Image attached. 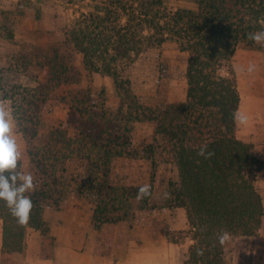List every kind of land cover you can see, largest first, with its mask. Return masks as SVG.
I'll list each match as a JSON object with an SVG mask.
<instances>
[{"label":"trees","instance_id":"obj_1","mask_svg":"<svg viewBox=\"0 0 264 264\" xmlns=\"http://www.w3.org/2000/svg\"><path fill=\"white\" fill-rule=\"evenodd\" d=\"M64 1L73 16L62 41L0 58L38 82L7 88L0 66V96L12 100L36 185L28 193L33 208L25 225L0 200L1 264H16L15 254L25 253L30 227L41 231L44 255L50 256L54 237L44 211L60 208L72 191L95 204L91 224L105 255L119 223L132 226L139 210L177 205L186 209L193 239L184 264H233L235 239L256 236L264 217V197L256 183L264 160L253 143L238 137L232 119L241 104L234 55L240 45L256 44L248 33L264 31V0H191L193 7H176L172 0ZM28 3L34 2L19 0L21 7ZM41 11L37 7V17ZM166 42L189 53L186 99L146 105L134 93L128 69L146 49ZM77 54L87 74L113 80L118 106H107L104 95L90 87L72 89L63 96L69 105L66 120L48 127L43 115L54 90L81 80V68L73 62ZM36 74H44V80ZM140 121L154 126L153 143L145 150L134 143ZM202 148L205 155L198 154ZM143 152L155 169L159 162L177 168L178 178H169L160 201L152 199L155 178L143 198L137 196L139 186L112 180L115 158L142 157ZM208 152L214 155L207 157ZM75 159L82 171L73 174L69 162Z\"/></svg>","mask_w":264,"mask_h":264},{"label":"rangeland","instance_id":"obj_2","mask_svg":"<svg viewBox=\"0 0 264 264\" xmlns=\"http://www.w3.org/2000/svg\"><path fill=\"white\" fill-rule=\"evenodd\" d=\"M31 1L34 2L32 5L28 3L26 7H21L19 0H0V58L4 59L5 56L20 49L29 53L26 51L29 47L38 50L37 48L55 45L64 39L63 30L66 22L73 16V9L69 8L64 0ZM172 5L193 7L195 3L191 0H172ZM35 6L42 7L39 17H37V7ZM19 10H24V13ZM10 32L13 33V37H11ZM255 53L264 56V47L258 44L254 46L240 45L236 49L234 66L242 88L249 83L248 80L250 79L249 71L247 72L244 67L245 57ZM188 57L189 53L182 51L175 42H166L160 46L149 47L135 58L129 66L128 74L132 80L133 91L140 101L151 106H156L164 101H184L187 93ZM3 62L0 61V66L5 67L7 88L13 83L26 86L37 85L38 82L34 76L18 73L10 69L6 62ZM73 62L81 68V80H70L71 82H65L54 90L43 115L48 127L55 120L61 122L66 120L69 105L63 100V96L72 89L90 87L93 92L104 95L107 106H118L119 99L115 92L113 80L109 76L99 73L87 74L82 68V59L79 54L74 57ZM36 75H39L41 81L44 80V74ZM0 101H4L11 107L12 111L14 110L10 98L5 99L0 96ZM153 130L154 126L151 122L140 121L136 123L134 143L138 149L145 150L143 148L153 143ZM16 135L23 154L24 169L33 175L27 140L17 128ZM23 142H25L26 147L23 146ZM143 154L142 157L115 158L112 180L117 183L140 187L141 185L150 186L152 179L155 178L156 194L152 199L155 198L156 201H160L169 178H178L177 168L173 163L159 162L155 169L151 159L147 157V152H143ZM69 164L73 174L82 171L81 161L75 159ZM256 183L264 197V167L259 173ZM73 198L84 199L91 203L94 211L95 204L85 197L78 196L73 191L62 202L60 208H46L45 210H61L69 202L71 203ZM133 218L132 226L129 221L121 222L120 226H116L114 245L118 249H123L119 253L124 250L127 251L131 247L138 264H184L188 256L189 246L193 242L184 207L173 205L166 208L139 210ZM48 221L51 225V221ZM95 231L96 248L101 251L99 249V234L96 229ZM128 235L129 240H127ZM100 253L103 254V252ZM231 257L233 264H264V217L261 229L256 236H239L235 239Z\"/></svg>","mask_w":264,"mask_h":264},{"label":"crops","instance_id":"obj_3","mask_svg":"<svg viewBox=\"0 0 264 264\" xmlns=\"http://www.w3.org/2000/svg\"><path fill=\"white\" fill-rule=\"evenodd\" d=\"M245 59L247 72L250 65H255V70L248 72L250 79L245 87L242 88L238 80L241 92L239 110L248 119L244 124H237V135L243 141L253 143L264 160V56L248 54ZM23 146L26 147L25 142ZM92 212L91 203L78 198H73L61 210H45L44 217L51 221V233L55 237L50 256L44 255L41 231L30 227L26 236V251L24 254L16 253L15 261L17 264H138L131 247L119 253L123 249L113 245L110 255L97 250L96 231L90 224ZM2 247L3 220L0 219V264Z\"/></svg>","mask_w":264,"mask_h":264},{"label":"clouds","instance_id":"obj_4","mask_svg":"<svg viewBox=\"0 0 264 264\" xmlns=\"http://www.w3.org/2000/svg\"><path fill=\"white\" fill-rule=\"evenodd\" d=\"M261 23L264 27V22ZM248 39L264 47V31L250 32ZM248 70L254 71L255 65H250ZM232 119L237 124H244L248 118L237 109L232 113ZM16 128L11 107L4 101H0V200L6 203L18 223L25 225L30 219L33 208V201L28 193L33 191L36 185L32 173L24 169ZM198 154L205 155V149L202 148ZM212 155L214 153H207V157ZM150 191L149 185H141L137 196L143 198L150 195ZM226 238L227 233L221 236V242Z\"/></svg>","mask_w":264,"mask_h":264}]
</instances>
